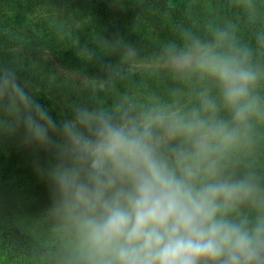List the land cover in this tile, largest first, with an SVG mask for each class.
I'll return each instance as SVG.
<instances>
[{"label":"clouds","instance_id":"9594fccd","mask_svg":"<svg viewBox=\"0 0 264 264\" xmlns=\"http://www.w3.org/2000/svg\"><path fill=\"white\" fill-rule=\"evenodd\" d=\"M176 71L214 82L188 113L76 107L55 120L18 82L0 85V132L49 152L43 170L79 264H264V183L232 159L264 117L259 73L218 33L170 50Z\"/></svg>","mask_w":264,"mask_h":264},{"label":"trees","instance_id":"16d2710c","mask_svg":"<svg viewBox=\"0 0 264 264\" xmlns=\"http://www.w3.org/2000/svg\"><path fill=\"white\" fill-rule=\"evenodd\" d=\"M218 33L249 53L264 109V0H0V85L18 82L57 122L76 107L188 113L207 89L230 121L214 82L153 64ZM69 70L96 82L78 87ZM249 140L232 159L241 175L264 165V117L251 121ZM51 162L22 128L0 132V264H79L43 174Z\"/></svg>","mask_w":264,"mask_h":264},{"label":"rangeland","instance_id":"374dc122","mask_svg":"<svg viewBox=\"0 0 264 264\" xmlns=\"http://www.w3.org/2000/svg\"><path fill=\"white\" fill-rule=\"evenodd\" d=\"M176 52H180V51H176ZM171 56H170V52L169 53H165L162 54L161 56H159L156 60L153 61L154 65H163V66H168V65H172L171 62ZM67 75L70 77V79L72 80V82L77 85L78 87H84L87 86L89 84H94L96 81L85 76L82 74H79L75 71H67ZM256 168H254V171L252 173H255L256 176H258L261 180L262 183H264V165L263 166H255Z\"/></svg>","mask_w":264,"mask_h":264}]
</instances>
